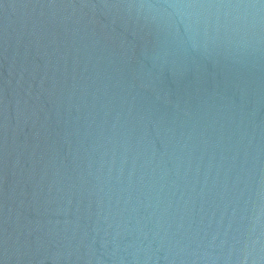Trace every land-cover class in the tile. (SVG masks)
Returning a JSON list of instances; mask_svg holds the SVG:
<instances>
[{
	"label": "water",
	"instance_id": "water-1",
	"mask_svg": "<svg viewBox=\"0 0 264 264\" xmlns=\"http://www.w3.org/2000/svg\"><path fill=\"white\" fill-rule=\"evenodd\" d=\"M0 264H264V0H0Z\"/></svg>",
	"mask_w": 264,
	"mask_h": 264
}]
</instances>
